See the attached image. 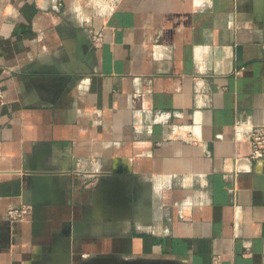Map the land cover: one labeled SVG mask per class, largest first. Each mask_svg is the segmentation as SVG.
I'll return each mask as SVG.
<instances>
[{"label":"crops","instance_id":"1","mask_svg":"<svg viewBox=\"0 0 264 264\" xmlns=\"http://www.w3.org/2000/svg\"><path fill=\"white\" fill-rule=\"evenodd\" d=\"M0 91V264H264V0H0Z\"/></svg>","mask_w":264,"mask_h":264},{"label":"built area","instance_id":"2","mask_svg":"<svg viewBox=\"0 0 264 264\" xmlns=\"http://www.w3.org/2000/svg\"><path fill=\"white\" fill-rule=\"evenodd\" d=\"M91 41L95 48L100 47L104 41L102 31L93 32L91 35ZM246 138L251 144L250 159L264 158V125L251 126L248 130ZM29 209L30 206L28 205L12 208L8 210L7 216L11 221L21 220L28 214Z\"/></svg>","mask_w":264,"mask_h":264}]
</instances>
